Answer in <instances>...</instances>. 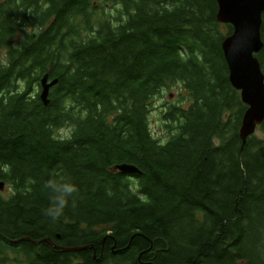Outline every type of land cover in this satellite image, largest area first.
I'll return each instance as SVG.
<instances>
[{"label": "trees", "instance_id": "trees-1", "mask_svg": "<svg viewBox=\"0 0 264 264\" xmlns=\"http://www.w3.org/2000/svg\"><path fill=\"white\" fill-rule=\"evenodd\" d=\"M216 13V0H0V264H264V121L242 148L221 48L233 29ZM256 57L264 74V45ZM44 74L58 79L48 105ZM171 89L182 105L163 143L148 115ZM23 237L54 247L11 242Z\"/></svg>", "mask_w": 264, "mask_h": 264}, {"label": "water", "instance_id": "water-1", "mask_svg": "<svg viewBox=\"0 0 264 264\" xmlns=\"http://www.w3.org/2000/svg\"><path fill=\"white\" fill-rule=\"evenodd\" d=\"M216 20L220 24L232 26V33L221 44L223 56L228 68V80L232 88L239 92L241 102L246 106L239 128L242 148L247 139L256 133L264 121V74L256 57L262 48L261 37L264 0H216ZM58 83L44 74L40 79L39 99L44 105L49 104V92ZM115 171L123 175L138 174L139 170L129 164L116 165ZM4 183L0 182V191ZM23 240L34 244L47 242L49 239L34 241L28 237L12 240L17 244ZM87 247L64 248L63 251H82Z\"/></svg>", "mask_w": 264, "mask_h": 264}, {"label": "rangeland", "instance_id": "rangeland-1", "mask_svg": "<svg viewBox=\"0 0 264 264\" xmlns=\"http://www.w3.org/2000/svg\"><path fill=\"white\" fill-rule=\"evenodd\" d=\"M109 12L112 15L116 14L114 10H110ZM186 104H183V106H186ZM171 105H182V100L178 96L177 89L167 90L164 92L163 96H158L150 107L151 110L148 115L149 128L152 135L163 143L166 142L172 134L168 128L170 122L164 117ZM60 134L62 136L67 135L66 129L61 130ZM10 191L11 190L4 185L2 195L6 197L10 194Z\"/></svg>", "mask_w": 264, "mask_h": 264}, {"label": "clouds", "instance_id": "clouds-1", "mask_svg": "<svg viewBox=\"0 0 264 264\" xmlns=\"http://www.w3.org/2000/svg\"><path fill=\"white\" fill-rule=\"evenodd\" d=\"M74 191H75V188L73 186L65 185L63 187V192L66 194H71ZM65 203H66L65 199L61 197L59 198L58 206L49 210V214L52 216L53 219H56L61 214Z\"/></svg>", "mask_w": 264, "mask_h": 264}]
</instances>
